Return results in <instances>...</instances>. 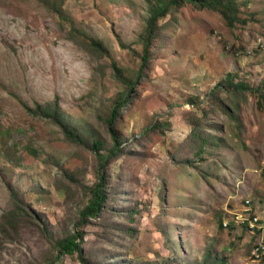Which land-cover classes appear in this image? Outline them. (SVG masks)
I'll return each instance as SVG.
<instances>
[{
	"label": "rangeland",
	"instance_id": "374dc122",
	"mask_svg": "<svg viewBox=\"0 0 264 264\" xmlns=\"http://www.w3.org/2000/svg\"><path fill=\"white\" fill-rule=\"evenodd\" d=\"M169 1L0 0V264H82L53 246L74 231L90 264H264L253 256L264 240V0H234L232 26ZM144 50L113 125L127 142L108 161L107 208L75 227L95 183L91 142L106 154V119L126 90L113 65L135 83ZM228 74L244 87L223 85ZM50 103L83 144L29 111ZM12 195L33 218L15 232ZM235 217L257 218L254 234Z\"/></svg>",
	"mask_w": 264,
	"mask_h": 264
},
{
	"label": "trees",
	"instance_id": "16d2710c",
	"mask_svg": "<svg viewBox=\"0 0 264 264\" xmlns=\"http://www.w3.org/2000/svg\"><path fill=\"white\" fill-rule=\"evenodd\" d=\"M184 1L185 3L193 4L199 9H207L220 14L227 23L228 26H232L234 22L238 21V13L239 9L234 0H171L169 4H178V2ZM166 11V7L159 11L157 15L163 14ZM156 21L155 17L150 19V23H154ZM153 33H149L147 38V44L150 42V37ZM94 47L100 51H102V47L99 44L93 43ZM147 50H144L141 57V64L138 69V76L135 83H131L130 81L124 80L121 77V71L113 65L114 76L121 82L126 85V90L123 94L118 96V99L115 101L114 106L109 114L108 119H106L107 132L109 134L111 140V146L105 150L106 154L101 153L104 150V144L100 141L93 140L91 142L90 149L93 151L94 156L97 160V168L95 170V183L87 189L90 197H88L87 204L85 208H83L79 212V218L77 222L74 223L75 227L84 225L89 218H99L100 215L107 208V200H108V178L107 174V165L108 161L112 158L118 156L120 152L121 146L127 142V139L122 138V136L118 133L117 129L114 128V122L116 123L117 118L121 112V110L126 107L131 100L133 99V87L137 84V82L142 78L144 67L147 66ZM232 74L226 75L227 80H223V85L227 88H230ZM238 83L237 85H233L234 88H243V84ZM221 86H215V88H220ZM249 90V88H247ZM31 114L36 117H43L45 119L50 120L52 123L57 125L63 135L71 142L75 144H83L82 137L75 132L62 118L60 114V109L57 107L56 103H50L44 107H35L34 110H29ZM14 204L18 205L19 214H15L13 211H9L4 215L6 219L10 220L9 227L12 231H16V228L12 223H18L19 219L23 221L33 219L26 211L22 214L23 210L19 207L18 200L15 196H13ZM163 198V197H162ZM82 242H83V233L73 232L69 236H65V238L57 241L53 244L56 249H58L59 255H76L78 259L82 262V264H90L87 259L83 255L82 251Z\"/></svg>",
	"mask_w": 264,
	"mask_h": 264
},
{
	"label": "clouds",
	"instance_id": "9594fccd",
	"mask_svg": "<svg viewBox=\"0 0 264 264\" xmlns=\"http://www.w3.org/2000/svg\"><path fill=\"white\" fill-rule=\"evenodd\" d=\"M251 51H252V49H250V51H248L249 53H251ZM243 211L244 212H248V211H250L248 208H245V209H243ZM236 218L237 217H235V219H233V222H235V220H236ZM237 220H240L239 222H240V224H245L246 225V228L248 229V230H250L253 234H254V232H255V222H257V218H255V217H252V218H246V219H241V218H237ZM237 222V221H236ZM224 226H226V225H224ZM262 241H264V240H262ZM261 242V241H260ZM258 245V243H255V247ZM254 247V248H255ZM254 250V249H253ZM261 250H260V253H259V257L257 258V259H260L263 255H261Z\"/></svg>",
	"mask_w": 264,
	"mask_h": 264
},
{
	"label": "built area",
	"instance_id": "2783aa9c",
	"mask_svg": "<svg viewBox=\"0 0 264 264\" xmlns=\"http://www.w3.org/2000/svg\"><path fill=\"white\" fill-rule=\"evenodd\" d=\"M256 48L264 51V38L256 42ZM260 250L262 251L261 255H263L264 254V241H261L260 243H258V245L254 248L253 256L255 259L259 257Z\"/></svg>",
	"mask_w": 264,
	"mask_h": 264
}]
</instances>
